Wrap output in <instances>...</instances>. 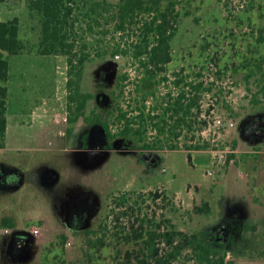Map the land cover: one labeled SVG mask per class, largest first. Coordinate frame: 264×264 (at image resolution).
Wrapping results in <instances>:
<instances>
[{"label":"rangeland","instance_id":"374dc122","mask_svg":"<svg viewBox=\"0 0 264 264\" xmlns=\"http://www.w3.org/2000/svg\"><path fill=\"white\" fill-rule=\"evenodd\" d=\"M26 1L13 0L9 4L0 2V18L7 21L12 11L16 12L20 19L21 40L26 44H36L41 33L40 17L27 11L24 7ZM188 2L183 1L184 6L180 13H184ZM191 2L192 16L184 18L173 41L174 61L169 70L179 69L184 65L190 74L194 71L201 73L205 82L216 85L204 92L200 103L202 115L196 121L188 139L181 136L182 140L177 141L180 143L188 140L185 144L191 147L208 145L203 149L207 150L206 153L195 155L197 158L193 162L189 154L181 149L167 153L146 151L143 155L133 152L128 146H124L122 137L113 140L111 146H108L106 141L92 145L82 140V133L91 123L89 120L95 117L94 112L101 113L100 110L110 108V105L114 104L118 85L126 86L132 80L136 81L135 67L130 69L121 58L94 59L85 64L77 90L83 96L91 94L92 97L87 101L85 113L70 123L66 120L68 91L64 85L67 59L34 53L9 57L11 100L15 112L24 111L26 114L38 105L44 106L47 101L45 99L51 95L49 92L54 88L52 85H57L60 78L62 95L61 108L55 117L58 124L51 131V143L46 145L48 147L44 151L38 153L37 161L27 158L24 152L12 149L7 152L8 160L0 153V162L19 171L24 179L19 187L0 184V206L12 209L15 213H8L6 216L16 220L15 229L3 226L0 221V264L110 263L116 254L115 241L111 234L114 217L129 203L135 206L137 216L143 218L148 215L149 219L154 220L167 218L177 228L186 232H199L205 239H215L214 231L219 227H227L230 231V244L225 246L229 251L227 258L235 264H264V131L253 139L245 138L241 125L248 116H253L258 124L264 126V93L261 92L264 81L256 75L244 81L239 74L245 72L252 75L251 70L258 69V65L264 70V65L261 67L259 63L261 54L264 62V50L262 53L260 49L250 53L248 50L252 48V39L247 36L251 29L253 31V28L264 27V0ZM234 3H243V6L236 7ZM221 11L230 22V25H227L230 33L224 34L223 38L226 43H222L223 46L218 43L217 46L209 48L206 54L202 53L199 46L201 41L203 42L204 38L212 40L216 36L215 31L223 27L220 25L223 18L220 16ZM188 31L192 33V41L191 38L187 40L190 35L187 34ZM229 36L232 38H228ZM195 40L198 41V47H194ZM212 42H215V39ZM230 42H233L232 46L237 47V52L231 51L230 54V45H226ZM182 45L190 47L188 52H181ZM214 52L217 55H214ZM249 57H255L256 66L244 70L243 65ZM109 62L115 63L116 69L103 70ZM37 63L44 65L37 66ZM125 75L128 76L126 82L122 78ZM137 83L144 96L140 106H146L145 110L154 111L157 104L154 96L165 94L166 88L145 78L141 81L139 79ZM219 87L220 94L215 96ZM100 92L102 96H108L106 102H103L101 95L98 96ZM223 103L225 107H221ZM216 116L233 118L236 126L227 130L224 125L218 130L219 133L213 136V132L208 129L214 124ZM201 119L206 120L205 126L201 124ZM230 154H234L231 159L234 162L227 161ZM35 155L30 153L29 156ZM22 159H25L27 164H20ZM133 160L137 169L139 166L141 177L143 171H149L152 178L160 182L165 181L168 189L171 182L178 193V200L171 202L169 197L161 193L155 204L150 201V197H142L139 207L131 200L124 206L120 205L119 201H114V197H120L122 192L135 188L136 168L130 165ZM125 168L128 169L126 177L122 176ZM235 176L237 178L234 180ZM122 177L125 179L122 180ZM156 185L154 183L151 189ZM146 186L145 189L139 187L146 191L145 195L149 189L148 185ZM159 190L161 188L157 189ZM205 200L212 207L211 215L195 214L194 203L200 205ZM82 202H89L92 210L99 213L95 225L91 227L92 230L96 229L99 222L105 221L107 224L109 230L106 232L104 247L88 243L90 240L95 241L97 237L95 233L87 235V228L73 231L63 226L66 220L63 211L67 212L72 206ZM17 206H23L19 209L21 211L17 210ZM250 211L251 218L248 217ZM89 217L91 219L92 215ZM123 220H129V217L125 216ZM20 230L34 232L35 239L29 243L25 253L15 256L10 253L7 244ZM119 248L125 249L123 244L119 245Z\"/></svg>","mask_w":264,"mask_h":264},{"label":"trees","instance_id":"16d2710c","mask_svg":"<svg viewBox=\"0 0 264 264\" xmlns=\"http://www.w3.org/2000/svg\"><path fill=\"white\" fill-rule=\"evenodd\" d=\"M5 1L8 0H0ZM183 1L120 0L113 4L106 0H27L28 10L40 17L41 33L36 44H26L21 40L19 17L0 21V148L5 146L7 128L8 55L24 53L66 56L67 119L70 123L85 113L87 101L92 97L91 94L83 96L77 90L85 64L94 59L115 60L119 56L130 69L135 67L137 77L136 81L132 80L126 86L118 85L107 128H113L121 136L129 135L137 139L144 149L189 151L207 148L205 144L188 146L185 144L188 140L183 141L184 144L177 143L182 140L181 136L188 139L196 121L200 119V103L204 92L216 87L215 84L205 82L201 73L194 71L190 74L184 65L169 70L170 41L182 17L180 12L184 6ZM234 5L237 7V4ZM247 36L253 42L248 51L254 53L260 49L262 53L264 27L253 28V31L251 29ZM213 43L209 48L217 46ZM229 45L230 54L231 51L237 52V47L232 46L233 42ZM213 54L217 55L215 52ZM262 55L259 56L261 67L264 65ZM254 60L255 57H249L243 69L255 67ZM259 67L251 70L252 75L244 72L243 80L256 75L264 81V70ZM122 78L126 82L128 76ZM142 78L166 88L165 94L154 96L157 103L154 111L140 106L144 96L136 82ZM219 92L220 87L215 96H219ZM261 92L264 93V87ZM221 107H225L224 103ZM201 121L204 126L207 124L206 120ZM235 147L236 143L233 149ZM233 158L234 154H230L227 161ZM157 187L161 190L157 191ZM155 190L157 199L161 193L166 197L171 194L164 185L155 186ZM121 195L114 197V201H119L120 205L124 200L127 201L125 198L121 201ZM193 212L210 216L212 209L208 202L202 201L200 205L194 206ZM125 216L129 220H123ZM114 219L111 234L116 254L114 260L106 264H235L227 258L229 251L225 246L230 244L229 241L222 243L216 239H205L196 231L186 232L167 218L154 220L149 219L148 215L142 218L137 216L131 206L117 213ZM2 224L7 227L5 219ZM106 225L102 221L96 225L95 230L85 232L89 236L96 234L97 239L90 240L89 244L106 245V232L109 230ZM122 244L125 249L119 248Z\"/></svg>","mask_w":264,"mask_h":264},{"label":"crops","instance_id":"0c3cea01","mask_svg":"<svg viewBox=\"0 0 264 264\" xmlns=\"http://www.w3.org/2000/svg\"><path fill=\"white\" fill-rule=\"evenodd\" d=\"M11 1H13V0H8L4 3L9 4V3H11ZM106 1L113 3V4H117L120 0H115V1L106 0ZM191 1H193V0H187L188 7L185 9L184 13L182 14V17H181L180 22H179L180 25L178 26V29H177L175 35L173 36V38L170 41L171 62L169 64V67L172 64V62L174 61L173 41L175 40V38L179 32V29L182 25V22L184 21V18L187 19L190 16H192L191 10H190V8L192 7ZM24 7H26L27 11H29L26 5ZM24 10H25V8H24ZM31 13H33V12H31ZM220 14H221L220 16L223 17L220 25H222L223 27L220 28V30L215 31L216 36L213 37V39H215L214 43L212 42L213 39L208 40V39L204 38L203 42L201 41V44L199 46H200V51L202 53L203 52L205 54L207 53V50H208L211 43H213L215 45H217L219 43L222 46H223L222 43H224V44L226 43V41H224L223 38L225 37L224 34L227 33V35H228L230 33V31L228 30V27H227V25H230V22L226 19V16H224L222 11L220 12ZM14 17H18V15L16 14V12L12 11V15L10 18H8V20L13 19ZM4 20L5 19L0 18V21H4ZM187 34L188 35L190 34L187 38V40H189L192 36V33H191V31H188ZM198 37H200V34ZM228 38L231 39L232 37L229 36ZM190 40L192 41V38ZM197 40H198V38H197ZM197 40L194 41V47H198V45L196 44V43H198ZM226 45H229V43H227ZM189 49H190L189 46L182 45L181 52H188ZM10 56H13V55H8L9 69H8V81H7L8 96H7V113H6L7 128H6V136H5V140H4L5 146L3 148H0V153L5 155L6 160H8L7 152L12 149L15 151L24 152L25 155L28 156L27 158H29L33 161H37L38 160L37 158L39 156L38 153H40L41 151H44L49 146V144L51 143V135H52L51 131L53 130V127H55V125L58 124V120H56L55 117L58 115V112L61 108L60 102H61V95H62L61 94L62 80L60 78V79H58L57 85H52L54 88L51 89V91L49 92V94H51V95L47 99H45L47 101H46L44 106L38 105V106L34 107L33 109H31V111H29L26 114L24 113V111L22 113L15 112L12 109V100H11L12 89H10V84L12 83L11 64L9 62ZM49 56H51V55H49ZM54 56H57V55H54ZM58 56H60V58H62V59H63V57L66 58V56H63V55H58ZM36 65L37 66H39V65L43 66L44 64L43 63H37ZM240 75H242V74L240 73ZM64 85L66 86V90H67V74L64 78ZM65 94L67 96V91ZM35 100H37V99L35 98ZM37 109H39V110L37 111ZM26 117H30V119H28ZM254 123H257V122L255 121ZM57 132H59V130ZM10 144L12 146H10ZM46 145H48V146H46ZM181 150L186 151L189 154V157L192 158V162L194 159L196 160V158H197V156H195V155L204 154V153H206L205 151H207V150H203V149L202 150L193 149V150H189V151L185 150V149H181ZM172 151H174V150H172ZM154 152H162V151L154 150ZM30 153L33 155L36 154L35 156H33L35 158L30 157L29 156ZM22 160L23 161H21L20 164H24V163L27 164L25 162V159H22ZM231 161L234 162V160H231ZM192 162H190V163L192 164ZM211 163H212V160H211ZM2 168L3 169L4 168L9 169L10 168V170H13L12 167H6L5 163L0 162V170H3ZM230 170H229V172H230ZM16 172H17V170H16ZM236 178H237V176H235L233 179L235 180ZM20 181H21L20 184H23L24 179H21ZM152 182H153V184L154 183L157 184L156 186L164 185V187L166 189H168L167 184L164 183L165 181L160 182L159 180H156L153 178ZM19 185L17 187H19ZM168 185L171 189V190L168 189V191L171 194H174V193L178 194L177 191L172 186L171 182ZM206 202H208V201H206ZM195 205H196V203H194V206ZM197 205H199V204H197ZM194 206H193V208H194ZM4 207L0 206V209H1V212L3 215V216L1 215L2 217L0 216L1 217L0 221L3 222V220L5 219L7 221V227H9L11 229L12 228L15 229V223L14 222L16 220H14L13 217L6 216L8 213H15V212H13V210L10 209L9 207H5V208ZM210 207H211V205H210ZM22 208H23V206H17L18 211H21L19 209H22ZM211 209H212V207H211ZM248 217L251 218V211L248 213Z\"/></svg>","mask_w":264,"mask_h":264},{"label":"flooded vegetation","instance_id":"af4514ba","mask_svg":"<svg viewBox=\"0 0 264 264\" xmlns=\"http://www.w3.org/2000/svg\"><path fill=\"white\" fill-rule=\"evenodd\" d=\"M102 92H100L98 94V96H102L101 94ZM104 98L103 102H106V100L108 99V96H102ZM99 100V99H98ZM102 103V105H104V103ZM113 106V104H112ZM110 105V108H103V110H100L101 113H95L94 112V119H90L89 121H91V123H89V126L87 127V129L85 130V132H83L82 134V140L87 143V144H92V145H97L99 144V139H98V135L97 132H94L92 130V127L95 125H101L104 129H105V140L108 144V146H111L113 140L118 139L119 137L123 138V143L124 146H128L129 149H132L133 152H138L141 153L143 155V152L146 151H151L154 152V149L150 148V149H144L142 148V143L140 141H138L137 139L129 136V135H124L121 136L118 134V132H114L112 130H110V128H107L106 124L108 122V118H109V112L112 110ZM98 115V116H97ZM66 120L68 121V119L66 118ZM149 158V157H147ZM135 161L133 160L130 165H132L133 167L136 168L135 165ZM3 169V168H2ZM128 172V169L125 168L123 170V175L126 177V173ZM138 173V174H137ZM140 173V169L138 166V169L136 168V174H134V187L132 188L133 190H126V192H122L121 198L120 200L123 201V199L125 198L127 201H123L122 206L125 205V203L133 201L134 204L137 203L139 207V205H141L140 201L142 200V197H150V201H152V203H156L157 198L155 195V186L153 189H151V186H153V178L151 176V173L149 171H143V176L141 177V173ZM140 178H137V177ZM125 177H122V180L125 179ZM121 178V177H120ZM143 178V179H142ZM23 179V176L21 173H19L18 171L16 172V170H10L7 168H4L3 170H0V184L1 185H5L7 187H16L20 184V180ZM121 180V181H122ZM147 182V183H146ZM142 183V185H141ZM137 185V186H136ZM146 185H148V190H147V195L144 194V192H146L144 189L147 187ZM139 187H143V188H139ZM141 191H143V196H141ZM152 193V194H151ZM131 197V198H130ZM133 207L135 209V206L132 203H129V205H126L124 207L125 209H129V207ZM127 207V208H126ZM63 214L66 215L65 217V222H64V227L71 229L73 231L78 230V229H82L85 225H89L88 228L86 230L91 229V227H93L95 225V219H97V217L99 216V213H96L95 211L92 210L89 202H82V203H78L75 204L74 206H72V208L68 209L67 212L63 211ZM90 215H92L91 219H90ZM85 230V231H86ZM24 231V230H22ZM25 232H31V231H24L22 232V234H17L15 233L12 240H10L11 242L7 244L8 246V250H10V253H12L13 255H18L21 254L22 251L28 247L30 241H32V237L28 234H26ZM229 229L227 227H219L217 230L214 231V235H215V239L219 242L223 241V233H226V239L228 241V237H229ZM10 233V232H8ZM6 252V251H5Z\"/></svg>","mask_w":264,"mask_h":264},{"label":"water","instance_id":"95a60500","mask_svg":"<svg viewBox=\"0 0 264 264\" xmlns=\"http://www.w3.org/2000/svg\"><path fill=\"white\" fill-rule=\"evenodd\" d=\"M110 69H116V64L113 62H109L106 66H104L103 70L109 71ZM253 116H248L246 120H244L242 125V134L245 138L253 139L259 135L260 132L264 131V126L260 125L258 123H254L255 120L252 118ZM92 130L94 132H97L98 139L100 143H103L105 140V129L101 125H95L92 127ZM88 224L85 225L83 228H88ZM22 230L17 231V234H22ZM26 234L30 235L32 237V241L35 239L34 234L32 232H25ZM223 241L226 242V233H223ZM31 242V241H30ZM27 250V247L22 251V253H25Z\"/></svg>","mask_w":264,"mask_h":264},{"label":"built area","instance_id":"2783aa9c","mask_svg":"<svg viewBox=\"0 0 264 264\" xmlns=\"http://www.w3.org/2000/svg\"><path fill=\"white\" fill-rule=\"evenodd\" d=\"M240 4V5H239ZM237 4V6L239 5L240 7L243 6V3H239ZM238 6V7H239ZM120 57L119 56H116V59H119ZM233 118H221L220 116H216L215 117V120H214V124L212 126H209V131H212L213 132V136L217 135L219 132L218 130L223 127L225 125V128L227 130H230V129H233L236 124L235 122L232 120ZM110 130L116 132L115 130H113V128H111ZM160 151H164L165 153L169 152V150H160ZM169 198L171 199V201L175 200L177 201L178 200V196L176 194H170ZM33 234L35 235V233L33 232Z\"/></svg>","mask_w":264,"mask_h":264}]
</instances>
